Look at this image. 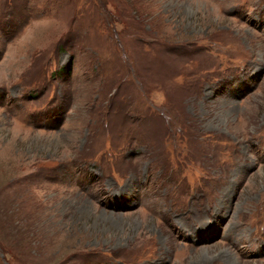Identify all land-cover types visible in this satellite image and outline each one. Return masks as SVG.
Segmentation results:
<instances>
[{
    "label": "rangeland",
    "instance_id": "rangeland-1",
    "mask_svg": "<svg viewBox=\"0 0 264 264\" xmlns=\"http://www.w3.org/2000/svg\"><path fill=\"white\" fill-rule=\"evenodd\" d=\"M0 264H264V0H0Z\"/></svg>",
    "mask_w": 264,
    "mask_h": 264
}]
</instances>
